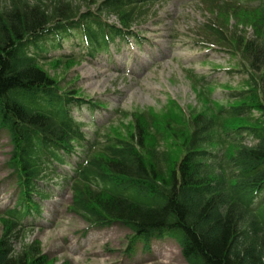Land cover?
Returning a JSON list of instances; mask_svg holds the SVG:
<instances>
[{
    "label": "trees",
    "instance_id": "16d2710c",
    "mask_svg": "<svg viewBox=\"0 0 264 264\" xmlns=\"http://www.w3.org/2000/svg\"><path fill=\"white\" fill-rule=\"evenodd\" d=\"M161 1L0 0V133L10 137V178L19 189L17 206L2 220L0 264H47L38 242L16 251L14 239L27 216L40 213L34 198L43 197L38 184L46 170L69 165L77 151L67 176L70 210L92 229L121 225L132 233L130 248L170 235L185 264H264V0H199L211 15L202 45L238 56L242 69L230 73L245 74L248 84L232 95L238 104L216 106L209 117L132 113L129 139L91 136L73 116L81 100L61 93L40 65L71 40L91 58L136 42L131 29ZM231 20L251 27L254 38L239 23L230 30ZM188 74L207 88L205 78ZM241 118L244 124L233 123ZM151 133L179 151L148 145ZM219 146L224 151L214 150Z\"/></svg>",
    "mask_w": 264,
    "mask_h": 264
},
{
    "label": "rangeland",
    "instance_id": "374dc122",
    "mask_svg": "<svg viewBox=\"0 0 264 264\" xmlns=\"http://www.w3.org/2000/svg\"><path fill=\"white\" fill-rule=\"evenodd\" d=\"M147 13V18L133 27L140 35L139 43L130 42L94 59L83 54L78 60L65 59L61 56L80 49L71 40L40 64L61 93L85 101L82 108L74 110V117L86 126L89 135L129 139L135 133L132 113L172 114L179 119L197 114L209 117L216 106L238 104L240 101L232 95L248 89L245 74L230 73L242 69L238 56L217 44L209 48L202 45V25L211 15L199 0H163L148 7ZM109 22L115 23L116 19L110 18ZM238 23L240 32L249 31L248 37L254 38L253 29L243 26L242 21L231 20L230 30L235 33ZM189 71L207 78V88L195 86ZM88 102L98 106L93 114ZM258 117L257 112L251 115ZM244 118L233 123L242 125ZM150 138L147 144L158 145L159 150L179 151L178 143L158 144L153 133ZM245 145H253L252 140ZM214 150L224 151L221 146ZM12 151L8 133H0V241L5 232L2 220L18 201L17 184L10 178L8 166ZM79 155L69 160L72 167ZM70 170L65 164L50 166L48 177L38 184L44 198H35L41 214H33L23 222L21 235L14 239L16 251L24 244L38 242L47 264H185L178 242L170 235L154 239L150 249L143 243L130 248L132 233L121 225L93 230L70 210L72 184L65 180Z\"/></svg>",
    "mask_w": 264,
    "mask_h": 264
}]
</instances>
